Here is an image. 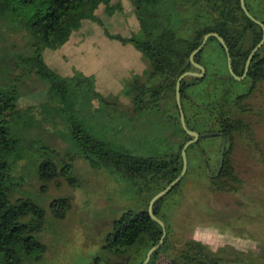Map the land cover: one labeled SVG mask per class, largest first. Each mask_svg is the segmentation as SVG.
<instances>
[{
	"label": "rangeland",
	"instance_id": "obj_1",
	"mask_svg": "<svg viewBox=\"0 0 264 264\" xmlns=\"http://www.w3.org/2000/svg\"><path fill=\"white\" fill-rule=\"evenodd\" d=\"M110 5L115 6L112 12L101 4L95 11L97 20H84L64 44L44 50L45 61L60 75L73 77L81 72L93 77L95 89L105 100L96 98L90 105L89 95L80 96L72 106L65 102L60 114L52 105L49 111L44 109L49 102L48 84L36 74L22 75L19 58L29 54L34 39L30 31L10 15L0 16V53L10 69L6 75L0 67V77L19 82L20 107H31L30 116L35 119L33 126L21 130L25 156L14 172L20 181L14 198H31L46 210L45 225L39 233L46 251L37 264H91L97 257L100 264H139L142 260L138 255L128 260L117 258L105 245L115 220L130 207L148 210L158 187L142 179L132 181L110 167H97L77 154L70 119L96 137L111 141L114 147L137 155L149 156L164 149L172 152L176 147L172 141L175 127L168 120L177 114L175 105L164 99L159 108L137 109L135 85H151L145 73L149 62L133 44L111 37H130L138 32L135 5L132 0H111ZM189 5L184 4L188 11L168 6L185 36L189 33L181 15L187 12L192 17L196 13V7ZM165 6L162 4L167 10ZM253 83L250 80L238 90L252 91L246 100L247 113L241 116L252 128L255 145H247L242 136L235 135L232 141L228 139L225 155L236 180L223 177L229 184L226 189H213L211 178L221 163L223 137L203 136L189 152L190 163L180 187L166 195L161 211L171 229L172 245L193 239L226 261L242 256L241 262L247 258L248 263L264 264V81L257 82L254 89ZM37 142L59 151V164H72L80 178L76 186L62 174L47 183L40 179L35 168L39 152L29 149ZM167 185L162 181L158 192ZM158 263L167 264L168 259L162 256L151 264Z\"/></svg>",
	"mask_w": 264,
	"mask_h": 264
},
{
	"label": "trees",
	"instance_id": "obj_2",
	"mask_svg": "<svg viewBox=\"0 0 264 264\" xmlns=\"http://www.w3.org/2000/svg\"><path fill=\"white\" fill-rule=\"evenodd\" d=\"M245 1L250 13L264 23V0ZM132 2L140 23L138 32L130 37L113 34L111 37L133 44L149 62V69L145 73L151 85L145 83L142 88L135 85L137 93L134 102L137 109L159 108L164 99L172 100L175 105L177 114L168 119L175 127V140H172L175 150L170 152L164 149L149 156L127 152L114 147L109 140L96 137L76 120L69 118L72 120L70 135L77 154L95 166L110 167L114 173H122L135 182L138 179L150 181L159 189L162 181L169 184L180 175L183 168L182 148L192 138L182 126L176 99L180 75L186 71H199L190 60L192 52L207 33L217 32L230 48L235 73L242 76L252 49L262 40L263 28L244 12L241 0ZM110 3L111 0H0V16L10 15L11 19L18 20L19 26L30 31L34 38L29 44V54L20 56L19 62L24 77L36 74L48 84L49 102L48 106L43 105L45 111H49L52 105L60 114L65 102L72 106L79 100L77 97L85 95H89L90 105L96 98L105 102L95 89L93 77L81 72L73 77L60 75L45 61L44 50L64 44L84 20H97L95 11L101 4H106L107 10L112 12L115 6ZM186 3L195 6L196 13L192 17L187 12V15H181L186 19L189 33L185 36L175 25L174 15L168 6L183 7L181 9L188 11L184 7ZM162 4L167 5V10L162 8ZM195 61L205 67L206 73L204 76H187L181 82V101L188 127L198 131L201 140L205 133L218 132L226 135L230 141L235 135L242 136L247 145L254 146L252 128L241 116L247 113L246 100L252 91L241 93L238 89L250 80L254 82L252 88L257 82L264 81V45L255 54L247 76L241 81L231 75L227 53L216 37L209 39L204 49L195 56ZM5 62L4 54L0 53V67L8 75L10 69ZM21 96L18 81L9 82L5 77H0V264H37L43 260L46 251V245L39 236L45 225L46 210L31 198H14L20 184L14 172L25 156L21 130L33 126L35 120L30 116L31 107H20ZM37 145L39 148H35ZM196 146L197 143L189 146L188 159L190 150ZM30 148L39 152L35 168L44 183L55 179L58 174L67 176L72 185L80 182L70 162L59 164L56 161L61 154L55 148L39 142L31 143ZM228 176L236 180L232 164L225 156L223 167L211 178L213 189H226L229 184L222 178ZM181 183L169 194L177 190ZM165 199L166 196L155 203L154 213L167 224L168 220L161 211ZM68 207L69 203L64 210ZM162 235L161 224L151 217L147 209L130 207L115 220L105 248L110 254L125 260L138 255L142 263L149 249L160 241ZM171 240V229L168 227L163 245L153 253L148 264L156 263L162 256L168 259L167 264H256L246 262L247 258L241 262L242 256L234 261H226L197 240L188 239L174 245ZM100 260L97 257L91 264H100Z\"/></svg>",
	"mask_w": 264,
	"mask_h": 264
},
{
	"label": "water",
	"instance_id": "obj_3",
	"mask_svg": "<svg viewBox=\"0 0 264 264\" xmlns=\"http://www.w3.org/2000/svg\"><path fill=\"white\" fill-rule=\"evenodd\" d=\"M241 6H242V9L244 10V12L252 20H254L259 25H261L263 28L262 40L252 49V51H251V53L247 59V62H246L244 74L242 76H239L235 73V71L233 69V64H232L231 51H230L228 44L224 40V38L217 32H209L204 36L201 44L198 46V48H196L192 52V54L190 56L191 62L195 65V67L199 71H186V72L182 73L180 75V77L178 78L177 85H176V99H177V104H178L179 111H180L181 123H182V126L185 129V131L192 138L184 144L183 149H182L183 168H182L180 175L177 178H175L173 181H171L164 189L157 192L150 200L148 212L153 219H155L156 221H158L161 224V226L163 228V235H162L160 241L156 245L152 246L149 249L147 256H146V259L141 264H147L151 260L153 253L161 248V246L163 245V243L166 239V236H167L166 223L161 218L156 216V214L154 213V205L159 199H161V198L165 197L167 194H169L174 189V187L177 186L182 181L185 173L188 170V166H189L188 148L190 145L194 144L195 142H197L201 138V134L198 131L191 130L188 127L187 122H186L185 112H184L182 101H181V82H182V80L187 76H204L206 73L205 67L202 64L197 63L195 61V56L204 49V47L206 46V44L208 43V41L211 37H216L220 41V43L223 45V47L225 48V51L227 53L228 68H229L231 75L235 79L240 81V80H243L247 76L250 65L254 59L255 54L264 45V23L250 13L249 9L247 8L245 0H241ZM219 134H221V133L211 132V133H205L203 136H211V135H219ZM221 135L223 137V143H222V148H221V163H220L219 169H218L216 174H218L219 171L221 170V168L223 167V164L225 161L226 150H227V144H228V137L224 134H221Z\"/></svg>",
	"mask_w": 264,
	"mask_h": 264
}]
</instances>
